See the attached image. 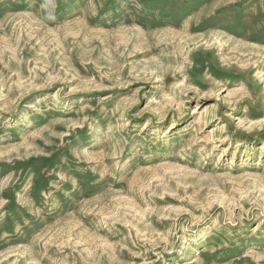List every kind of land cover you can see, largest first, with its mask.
I'll list each match as a JSON object with an SVG mask.
<instances>
[{"label": "rangeland", "instance_id": "obj_1", "mask_svg": "<svg viewBox=\"0 0 264 264\" xmlns=\"http://www.w3.org/2000/svg\"><path fill=\"white\" fill-rule=\"evenodd\" d=\"M0 264H264V0H0Z\"/></svg>", "mask_w": 264, "mask_h": 264}, {"label": "clouds", "instance_id": "obj_2", "mask_svg": "<svg viewBox=\"0 0 264 264\" xmlns=\"http://www.w3.org/2000/svg\"><path fill=\"white\" fill-rule=\"evenodd\" d=\"M49 19H54V16H49Z\"/></svg>", "mask_w": 264, "mask_h": 264}, {"label": "bare ground", "instance_id": "obj_3", "mask_svg": "<svg viewBox=\"0 0 264 264\" xmlns=\"http://www.w3.org/2000/svg\"><path fill=\"white\" fill-rule=\"evenodd\" d=\"M204 110V109H203ZM202 115V114H201ZM200 116V115H199Z\"/></svg>", "mask_w": 264, "mask_h": 264}]
</instances>
